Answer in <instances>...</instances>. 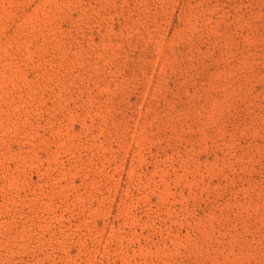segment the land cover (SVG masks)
Masks as SVG:
<instances>
[{
    "label": "rangeland",
    "instance_id": "rangeland-1",
    "mask_svg": "<svg viewBox=\"0 0 264 264\" xmlns=\"http://www.w3.org/2000/svg\"><path fill=\"white\" fill-rule=\"evenodd\" d=\"M0 264H264V0H0Z\"/></svg>",
    "mask_w": 264,
    "mask_h": 264
}]
</instances>
